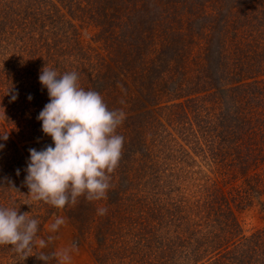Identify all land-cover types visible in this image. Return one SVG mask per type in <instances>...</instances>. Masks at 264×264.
<instances>
[{"label": "rangeland", "instance_id": "obj_1", "mask_svg": "<svg viewBox=\"0 0 264 264\" xmlns=\"http://www.w3.org/2000/svg\"><path fill=\"white\" fill-rule=\"evenodd\" d=\"M263 15L264 0H0V135L12 140H0V180L18 190L0 184V206L19 207L40 221L39 238L53 237L25 260L0 246V264H60L36 256L64 248L72 249L69 264H216L220 253L218 264H264V170L257 164L259 177L228 181L219 156L221 119L253 106L229 96L247 77L264 87L260 48L246 46L264 36ZM44 66L77 72L81 87L125 113L106 199L80 197L57 209L27 195L28 149L52 145L36 119L46 104L38 79ZM239 70H246L242 80L232 76ZM232 186L251 195L237 204L239 192L232 194L235 234L225 254L226 219L208 215L207 204L218 206L217 194ZM57 217L65 224L50 232Z\"/></svg>", "mask_w": 264, "mask_h": 264}, {"label": "clouds", "instance_id": "obj_2", "mask_svg": "<svg viewBox=\"0 0 264 264\" xmlns=\"http://www.w3.org/2000/svg\"><path fill=\"white\" fill-rule=\"evenodd\" d=\"M38 79L42 88L47 89L49 102L36 119L54 146L28 149L23 181L27 195L33 202L42 201L57 209L76 205L80 197L90 202L106 199L110 174L121 159L124 138L117 134V129L125 113L109 110L100 93L81 87L75 71L60 74L44 66ZM17 97L18 92H12L10 102ZM27 99L30 101L32 96ZM7 139L8 133L0 135V140ZM3 147L0 144V149ZM20 171L16 169L15 174L19 176ZM5 182L18 191L10 178L0 180V184ZM107 211V208H98L97 214L103 216ZM18 212L19 207L0 206V246H11L25 260L35 247L45 248L53 237L49 236L48 241L39 238L40 221ZM63 224L65 219L57 217L48 230L56 232ZM71 250L64 248L51 256L41 252L36 258L40 261L58 258L60 264H69Z\"/></svg>", "mask_w": 264, "mask_h": 264}, {"label": "trees", "instance_id": "obj_3", "mask_svg": "<svg viewBox=\"0 0 264 264\" xmlns=\"http://www.w3.org/2000/svg\"><path fill=\"white\" fill-rule=\"evenodd\" d=\"M263 22L262 23V29H258L260 33L264 32V15H263ZM257 30V31H258ZM251 37V36H250ZM250 46H249V44ZM262 44V46H260ZM247 48H257L259 47V53H258V70L260 72H264V36L257 37L253 39L251 37L250 42H247L246 44ZM256 50V49H255ZM261 52V53H260ZM254 53V52H253ZM242 68H245L243 65H240ZM241 70L238 72H233L232 76H237L239 79H243L246 73V70L243 73H240ZM258 73L260 74V72ZM254 77H247L249 81L243 83L240 87L236 89V92L231 93L229 96L230 99L234 100V104L237 105V103H240L241 106H250L253 105L249 110H238L233 109L232 111L228 110L227 115H225V120L221 119V123H219L220 127L222 128V131L226 134L221 139L220 146V154L219 156L222 157V159L225 161L222 165L223 170L225 171L224 164L226 163V175L223 174V179H226L230 181L231 178H237L238 175H241L244 180H251L253 177H259L260 173L254 174L255 166L260 165L262 166V169L264 170V143L262 145L259 144L260 139H263L264 136V111H262V108H260L261 104L260 101H264V87H260L259 80L253 79ZM245 79V81H246ZM264 79H261L260 81H263ZM41 99H43L46 103L49 102V97L47 92L41 94ZM264 103V102H263ZM232 104V103H231ZM235 107V106H234ZM239 115V116H237ZM235 124H237L235 126ZM236 127L239 129L237 130ZM238 131L241 132V135H238ZM249 134L257 135L255 137H249ZM260 138V139H259ZM12 140H6L7 143L12 144ZM52 141V140H51ZM219 141V139H218ZM219 143V142H218ZM48 144V143H38L35 147L39 146L42 147V145ZM14 146V145H13ZM215 150H213V153L211 154L214 161L218 157V151L214 153ZM224 172V173H225ZM4 173V172H3ZM5 176V174H3ZM236 186L230 187V189L227 190L226 194L227 196H224L222 193L220 194V198L217 194L215 199H219L218 206L215 207L214 202H209L207 206L211 207L212 209H208V215H213L215 219H217L218 215H222V219H226V228L228 230V235L226 238L223 239V243L221 245L220 250H222L226 254V247H223V244L230 245V239L233 238L234 230L230 223H232V220L234 221V215L233 210H236L237 204H240L241 201L247 200L250 193V188H247L240 192ZM242 190V189H241ZM255 190V185H254ZM234 192H239V198L235 199L238 203L234 204V200H232V194ZM119 196H115L114 198L117 199ZM113 200V199H112ZM114 201V200H113ZM212 203V204H211ZM217 205V203H216ZM220 207V211L218 212V209ZM216 221V220H214ZM225 222V221H224ZM223 222V223H224ZM256 243L255 249L257 248V245H259V242ZM198 258H202L201 256H197ZM222 255L221 253L217 257V261H221ZM217 262L216 264H218ZM252 263V262H251ZM253 264V263H252Z\"/></svg>", "mask_w": 264, "mask_h": 264}]
</instances>
